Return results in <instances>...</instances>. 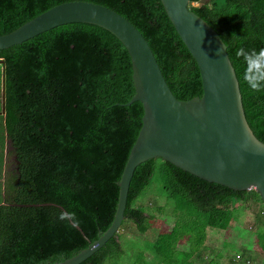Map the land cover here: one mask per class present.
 Returning a JSON list of instances; mask_svg holds the SVG:
<instances>
[{"label":"trees","instance_id":"1","mask_svg":"<svg viewBox=\"0 0 264 264\" xmlns=\"http://www.w3.org/2000/svg\"><path fill=\"white\" fill-rule=\"evenodd\" d=\"M75 1L108 7L134 24L177 99L203 96L198 65L161 0H0V36L57 5ZM190 10L228 47L246 119L264 143V91L253 93L248 88L242 78L244 61L235 54L239 47L264 48V0H190ZM134 95L128 51L98 26L69 24L0 50V114L4 115L0 130L7 136L6 148L5 136L0 135V172L6 167L5 192H0V264L64 262L111 227L119 183L143 125V104L128 105ZM151 186H157L166 200L162 214L171 208L163 219L172 226L156 241L141 245L153 253L152 262L136 253L134 263L199 264L191 258L194 246L206 241L207 229L228 230L243 204L264 213L255 190L235 191L161 158L152 159L134 173L119 232L82 264H115L124 255L121 238L126 221L135 224L140 234L151 228L155 217L140 205ZM227 200H232L229 208L222 205ZM63 212L75 213L78 225L60 220ZM256 217L262 220L261 214ZM249 234L250 230L245 236ZM254 235L252 247L264 253V226ZM183 239L191 244L189 252L177 251Z\"/></svg>","mask_w":264,"mask_h":264},{"label":"water","instance_id":"2","mask_svg":"<svg viewBox=\"0 0 264 264\" xmlns=\"http://www.w3.org/2000/svg\"><path fill=\"white\" fill-rule=\"evenodd\" d=\"M164 9L196 61L203 96L176 98L143 34L116 11L90 2L57 5L15 31L0 36V50L9 49L55 28L90 24L113 34L128 51L135 95L128 105L143 104V125L124 168L111 227L76 256L53 264H82L120 230L138 166L161 158L175 167L235 191L255 190L264 204V143L246 119L242 95L228 47L220 35L190 10V0H161Z\"/></svg>","mask_w":264,"mask_h":264},{"label":"rangeland","instance_id":"3","mask_svg":"<svg viewBox=\"0 0 264 264\" xmlns=\"http://www.w3.org/2000/svg\"><path fill=\"white\" fill-rule=\"evenodd\" d=\"M157 186H151L147 192L144 194V198L140 202V205H143L146 208L148 214H152L155 219L151 221V228L145 233L140 234L132 222L126 221L127 226L122 231L123 237L121 242L124 248V255L116 261L115 264H139L134 263L138 261L136 258L139 257V254L142 253V258L145 261H153V253L147 249V247L141 248L145 242H154L158 238L160 233H165L170 231L172 224H169L163 219V216L166 214H171V208H166V213L162 214L161 208L166 205V200L158 194ZM232 200H227L222 205L225 208L231 206ZM232 205H237L234 201ZM247 209L246 204L242 205L241 210L237 213V220L232 224V226L225 231L207 229V238L202 246H194L196 248L192 260H195L199 264H233L234 257L241 253L244 256L254 259V264H264V253L259 251L256 247H252L256 241L255 233L259 230L260 227L264 226L262 220L256 217V213H260L259 209L254 206L251 209ZM258 211V212H257ZM264 221V220H263ZM173 223V222H172ZM250 230L251 234L249 237L248 231ZM245 236V237H244ZM254 240V242H253ZM231 244L233 246L226 248L225 244ZM143 246H146L144 244ZM247 248L250 251L243 252L239 249ZM139 248V249H138ZM193 248V249H194ZM192 250L191 244L186 243V239L179 241L177 245V251L180 252H189ZM137 253V257L135 258ZM112 262V261H111ZM242 264V263H237Z\"/></svg>","mask_w":264,"mask_h":264},{"label":"clouds","instance_id":"4","mask_svg":"<svg viewBox=\"0 0 264 264\" xmlns=\"http://www.w3.org/2000/svg\"><path fill=\"white\" fill-rule=\"evenodd\" d=\"M236 56L242 58L245 64L243 72V81L253 92L264 91V48L245 50L239 47L236 50ZM60 220H71L72 226L78 225L79 221L75 217V213L63 212L58 217Z\"/></svg>","mask_w":264,"mask_h":264},{"label":"crops","instance_id":"5","mask_svg":"<svg viewBox=\"0 0 264 264\" xmlns=\"http://www.w3.org/2000/svg\"><path fill=\"white\" fill-rule=\"evenodd\" d=\"M4 116L3 115V112L0 114V116ZM1 130H0V135H4L5 136V139L3 140L4 141V146H6V148H7V136H6V134L5 133H2L1 134ZM1 142V141H0ZM6 148H5V153H4V155H6ZM4 164H5V159H4ZM5 169H6V167H5V165L2 167V171L0 172V192H2V195L4 194L3 192H5V188H4V175H5ZM261 218H262V220H264V215L262 214V216H261Z\"/></svg>","mask_w":264,"mask_h":264},{"label":"built area","instance_id":"6","mask_svg":"<svg viewBox=\"0 0 264 264\" xmlns=\"http://www.w3.org/2000/svg\"><path fill=\"white\" fill-rule=\"evenodd\" d=\"M234 261L236 262H240L242 263L243 261L244 262H247V264H251V258L247 257V256H244L243 254L241 253H238L235 257H234Z\"/></svg>","mask_w":264,"mask_h":264}]
</instances>
